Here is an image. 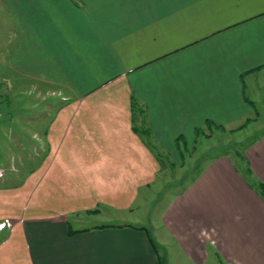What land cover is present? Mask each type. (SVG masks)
Returning a JSON list of instances; mask_svg holds the SVG:
<instances>
[{
  "label": "crops",
  "instance_id": "crops-1",
  "mask_svg": "<svg viewBox=\"0 0 264 264\" xmlns=\"http://www.w3.org/2000/svg\"><path fill=\"white\" fill-rule=\"evenodd\" d=\"M0 72L67 91L32 137L0 123V264H264V199L227 155L127 219L167 155L252 113L264 0H0ZM245 155L264 182V134Z\"/></svg>",
  "mask_w": 264,
  "mask_h": 264
},
{
  "label": "rangeland",
  "instance_id": "rangeland-1",
  "mask_svg": "<svg viewBox=\"0 0 264 264\" xmlns=\"http://www.w3.org/2000/svg\"><path fill=\"white\" fill-rule=\"evenodd\" d=\"M5 57L7 58L6 55ZM2 62L6 63V59ZM7 78L9 77H0L2 80L0 82V112H3L5 116L0 119V123L4 122L6 126L9 124L13 131H20L19 128H23V131L26 132V137L22 134V139H27L29 136L32 137L34 131L42 132L41 128L46 125L51 116L50 114H53L56 107L60 104V102L58 103V97L67 94V91L62 87L56 86L48 87V90H42L37 85L36 87H25V84H21V80H16L15 78L7 80ZM247 95L254 101L252 113L231 126L205 127L200 130L196 141L191 146L180 148V151L169 154V157L167 155L160 180L151 190H147V193L145 192L146 195L148 194L145 207L140 210L136 209L135 214L132 216L129 214L127 219L133 221V219L139 220L141 218L143 223H146L147 220L144 221V218L147 219V213L152 209L148 219V223H150L153 214L163 208L166 198L181 191L188 181L212 158L227 155L234 159L236 163L245 164L243 158L246 156V148L264 134V87L260 88L258 85L254 87L250 82L247 88ZM43 111H48L46 118L38 120L31 118L35 117L36 113H42ZM21 115L29 118L21 117ZM0 159L2 158L0 157ZM16 169L19 170L20 168L16 167ZM3 175V168H0V177ZM97 211L99 210L76 217L77 221L73 223L74 228H82L100 222L99 217L94 216ZM146 226L150 227L151 225ZM5 234L6 232L2 231L0 239ZM162 254L165 256L166 253H163L162 250ZM169 254L170 256H167V258L165 256V259L173 260L172 264H196L179 254L177 256L171 254V252ZM219 262H208L205 264H229L221 259Z\"/></svg>",
  "mask_w": 264,
  "mask_h": 264
},
{
  "label": "trees",
  "instance_id": "trees-1",
  "mask_svg": "<svg viewBox=\"0 0 264 264\" xmlns=\"http://www.w3.org/2000/svg\"><path fill=\"white\" fill-rule=\"evenodd\" d=\"M219 127H223V126H219ZM200 132V129H198V133ZM141 133H145V130H143V132ZM245 158H243L245 164H240L239 162L237 163V167L238 170L240 171V173L242 174V176L244 177V179L246 180V182L248 183V185L254 189L258 195L264 199V182L256 179L253 175V172L250 168L248 159L246 156H244Z\"/></svg>",
  "mask_w": 264,
  "mask_h": 264
},
{
  "label": "bare ground",
  "instance_id": "bare-ground-1",
  "mask_svg": "<svg viewBox=\"0 0 264 264\" xmlns=\"http://www.w3.org/2000/svg\"><path fill=\"white\" fill-rule=\"evenodd\" d=\"M2 229V227H0V230Z\"/></svg>",
  "mask_w": 264,
  "mask_h": 264
},
{
  "label": "built area",
  "instance_id": "built-area-1",
  "mask_svg": "<svg viewBox=\"0 0 264 264\" xmlns=\"http://www.w3.org/2000/svg\"><path fill=\"white\" fill-rule=\"evenodd\" d=\"M4 225V224H3Z\"/></svg>",
  "mask_w": 264,
  "mask_h": 264
}]
</instances>
